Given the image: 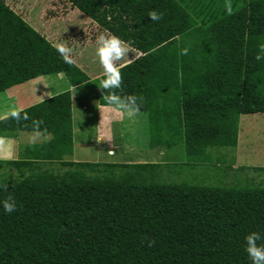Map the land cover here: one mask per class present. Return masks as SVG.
I'll use <instances>...</instances> for the list:
<instances>
[{
	"label": "trees",
	"instance_id": "obj_1",
	"mask_svg": "<svg viewBox=\"0 0 264 264\" xmlns=\"http://www.w3.org/2000/svg\"><path fill=\"white\" fill-rule=\"evenodd\" d=\"M62 1L131 42L113 91L140 98L147 149L183 144L190 161L207 162L209 148L236 146L240 115L264 114V0ZM60 73L74 87L93 83L0 0V92ZM103 91L96 104L106 105ZM73 99L67 90L21 110L28 119H0V137L51 136L21 159L0 160L28 171L0 181V197L18 205L0 209V264H250L243 238L264 230V187L161 183V169L181 165L172 160H64L73 153ZM55 162L66 170L43 168Z\"/></svg>",
	"mask_w": 264,
	"mask_h": 264
},
{
	"label": "rangeland",
	"instance_id": "obj_2",
	"mask_svg": "<svg viewBox=\"0 0 264 264\" xmlns=\"http://www.w3.org/2000/svg\"><path fill=\"white\" fill-rule=\"evenodd\" d=\"M4 1L53 46L62 43L71 47L74 62L76 64L79 62L78 65L86 73L91 76L101 73L102 67L94 55L95 37L99 32L94 28L97 26L94 21L75 8H70L62 0ZM55 14L57 15L56 22H53L51 15ZM34 23L37 26H34ZM67 90L78 99H73L72 105L73 153L65 156L64 159L74 160L77 163L108 161L110 159L108 155L111 154L104 147L108 145L107 140L97 141V133L95 134L101 129L97 123L103 124L104 122V119H99L100 112L106 111L105 108L103 109L104 106H96L95 95L97 94L86 95L96 90L73 88L68 78L62 73L43 75L36 80H30L0 92V119L10 116L9 113L12 110L21 111ZM116 121L111 122L107 131L113 140L117 137L121 138L119 145L121 155L117 154L116 150L112 154L117 161L124 155L123 158L129 164H141L142 162L164 164L169 160L181 164H173L174 166L170 169H161L158 179L161 183H186L212 187H264V114L240 115L236 146L234 148H209L207 162L203 163L190 161L192 158L188 156L183 144L171 148H154L159 156L153 154L148 158L147 154L142 151L147 149L150 134L147 113L138 111L132 117L124 115L117 123ZM86 134L89 138L87 142L85 141ZM79 137L82 142L79 141ZM0 138L7 139V137ZM48 138V135L39 132H17V135L9 136L6 140L10 142V144L7 143L8 155L0 154V160L21 159L27 145L40 144ZM48 168L55 173L66 169L56 162ZM27 174L26 171L23 172L16 167L0 163V181L16 177L23 178Z\"/></svg>",
	"mask_w": 264,
	"mask_h": 264
},
{
	"label": "clouds",
	"instance_id": "obj_3",
	"mask_svg": "<svg viewBox=\"0 0 264 264\" xmlns=\"http://www.w3.org/2000/svg\"><path fill=\"white\" fill-rule=\"evenodd\" d=\"M151 21H159L162 18V13L152 10L148 13ZM56 51L64 61V63L71 64L72 48L57 43L55 45ZM132 49L130 41H124L119 36L111 33L108 29L99 31L95 37L94 55L97 58L99 65L103 69V75L99 82V88L108 92L104 97L106 107L112 112L118 113L122 116H134L140 109V98L133 94L118 95L115 91L119 89L122 84L120 69L124 67L123 64L118 63L124 60ZM188 47L180 49L181 55H187ZM9 115L13 119H28L27 114L21 115L19 109L10 111ZM39 123V122H34ZM10 144L4 138H0V144ZM6 189V185L0 183V190ZM17 202L13 195L7 194L0 197V209L4 214H10L17 211ZM243 250L247 254L250 264H264V230L250 231L244 236ZM153 242L149 241L148 246Z\"/></svg>",
	"mask_w": 264,
	"mask_h": 264
},
{
	"label": "crops",
	"instance_id": "obj_4",
	"mask_svg": "<svg viewBox=\"0 0 264 264\" xmlns=\"http://www.w3.org/2000/svg\"><path fill=\"white\" fill-rule=\"evenodd\" d=\"M94 28L96 29V26H94ZM97 30V29H96ZM99 31V30H98ZM101 31V30H100ZM126 59H127V57L124 59V60H122V61H120V62H118V63H121V64H123V65H125V63H126ZM72 60H73V62H74V60H75V58H74V56H72ZM75 63V62H74ZM76 64V63H75ZM76 65H78V64H76ZM78 67H80L79 65H78ZM82 69V68H81ZM83 70V69H82ZM84 71V70H83ZM101 73L100 74H97V75H95V76H91V75H89L88 73H86L87 74V76H88V78H89V81H91V82H93V86H92V84L90 83L88 86L87 85H85V86H79V87H74V86H72L73 88H85V89H95L96 91H94L93 90V92H91V93H88V90H87V93L88 94H86V95H90V94H97V95H95V97H96V99L98 100V98H99V95H100V88H99V86L98 85H96L95 83H94V81L95 80H97V79H100L101 77H102V75H103V69L100 71ZM95 79V80H94ZM27 82H29V81H27ZM89 87H92V88H89ZM95 87V88H94ZM73 98L74 99H78V97L77 96H73ZM96 106H104L103 107V109L106 111V112H104V111H102V112H100L99 114H100V116H99V119H104V122H103V124H100V123H97L98 125H99V127H101V129L100 130H98L97 132H95V134H96V138H97V141H101V140H104V139H106L107 140V143H108V145H107V147L106 146H104L105 148H106V151L109 153V154H111V155H108L109 157H110V159L108 160V161H100V162H94V163H99V164H117V163H119V162H121V163H126V161H125V159L123 158V156L120 158V160L119 161H117V159H115L114 157H112V156H114V155H112V154H114V150H116L117 151V154H119V155H121V148L119 147V145L121 144V138L119 139L118 137L116 138V140H113L112 139V137H111V134H109L108 133V126L109 125H111L112 123L111 122H113L114 120H117L116 121V123L123 117L122 115H120V114H118V113H114V112H112L109 108H107V107H105V105H100V104H97ZM123 122V121H122ZM74 127V126H73ZM97 129H98V126H97ZM88 130V129H87ZM87 133V132H86ZM49 136V138L51 137L50 135H48ZM105 136V137H104ZM82 137V136H81ZM81 137H79V141L80 142H82L81 141ZM48 138V139H49ZM103 138V139H102ZM5 139V138H4ZM89 138H87V134L85 135V141L87 142V140H88ZM5 140H8V137H7V139H5ZM73 140H74V128H73ZM8 146H7V143H5V144H0V154L1 155H8ZM142 151H144L147 155V157L148 158H150L153 154H155V155H157V157L159 156L158 155V151H155L154 149H143ZM125 155H127V154H125ZM143 157V156H142ZM6 160H15V159H6ZM64 160H67V159H64ZM67 161H74V160H67ZM75 162V161H74ZM85 162V161H84ZM142 163H145V162H142ZM53 164V163H52ZM51 163H47V164H45L47 167H43V168H45V169H49L48 167L50 166V165H52ZM43 166H44V164H43ZM61 166V165H60ZM64 170H66V169H64ZM63 170V171H64ZM63 171H60L59 173H61V172H63ZM27 173H28V171H26ZM57 173V172H56Z\"/></svg>",
	"mask_w": 264,
	"mask_h": 264
}]
</instances>
